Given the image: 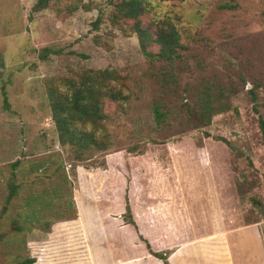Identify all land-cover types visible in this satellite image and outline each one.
Segmentation results:
<instances>
[{
    "label": "rangeland",
    "instance_id": "rangeland-1",
    "mask_svg": "<svg viewBox=\"0 0 264 264\" xmlns=\"http://www.w3.org/2000/svg\"><path fill=\"white\" fill-rule=\"evenodd\" d=\"M37 1L0 0V264H164L146 244L169 264L190 242L174 264H264V0H148L143 23L168 17L186 47L172 64L112 0ZM99 69L127 98L105 105L109 149L77 161L49 93Z\"/></svg>",
    "mask_w": 264,
    "mask_h": 264
},
{
    "label": "trees",
    "instance_id": "trees-1",
    "mask_svg": "<svg viewBox=\"0 0 264 264\" xmlns=\"http://www.w3.org/2000/svg\"><path fill=\"white\" fill-rule=\"evenodd\" d=\"M46 7V0H38L32 11L38 12ZM111 7L110 22L118 26L128 25L138 40L142 55L150 62L172 64L181 58L186 47L171 19L153 18L143 23L148 0H112ZM100 21L101 17H98L93 26L97 28ZM49 53V49L44 48L39 58L44 60ZM61 86L62 89L52 88L49 93L51 119L60 145H68L77 161L85 160L87 153L107 151L109 137L104 126V108L107 103L116 107L124 104L127 98L124 93L125 77L114 69L86 70L74 77L64 78ZM201 110L197 120L206 125L207 109L202 106ZM253 111L257 113L256 109ZM189 113L196 118L195 112ZM156 115L158 118L162 116L157 110ZM258 123L264 144V120L260 116ZM16 190V185H11L8 201ZM146 247L150 254L167 264L163 254L152 252L148 244ZM34 263L33 258H25L16 264ZM40 263L41 260H38L35 264Z\"/></svg>",
    "mask_w": 264,
    "mask_h": 264
},
{
    "label": "crops",
    "instance_id": "crops-1",
    "mask_svg": "<svg viewBox=\"0 0 264 264\" xmlns=\"http://www.w3.org/2000/svg\"><path fill=\"white\" fill-rule=\"evenodd\" d=\"M220 226V223H219V221L215 224V227H213V230L215 231V232H218V233H220L219 232V227ZM222 234V233H221ZM217 239L219 238V237H216ZM206 240V242H208V243H211L212 241H214L215 240V237L214 236H211V237H209V238H207V239H205ZM198 242H190V243H185V244H182V245H180V246H178L177 248L178 249H176V250H172V252H171V254H170V256H169V264H174L173 262V260H174V258L176 257V256H178V254H180V255H182V254H184V251L185 250H190L191 249V247H189V248H187L188 246H190V244H193V245H195V244H197ZM214 247V246H213ZM217 253H218V255L220 254V252H219V249H217ZM219 260V259H218ZM223 261V263L224 264H233L232 263V261H231V259H226V260H222ZM221 261V262H222ZM223 263H221V264H223ZM138 264H141V263H139L138 262Z\"/></svg>",
    "mask_w": 264,
    "mask_h": 264
}]
</instances>
